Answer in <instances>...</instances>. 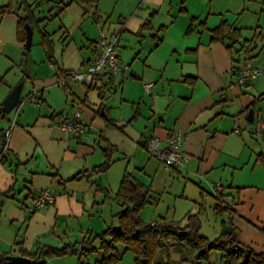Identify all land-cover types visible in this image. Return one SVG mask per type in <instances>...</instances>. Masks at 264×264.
Listing matches in <instances>:
<instances>
[{
  "label": "crops",
  "instance_id": "0c3cea01",
  "mask_svg": "<svg viewBox=\"0 0 264 264\" xmlns=\"http://www.w3.org/2000/svg\"><path fill=\"white\" fill-rule=\"evenodd\" d=\"M45 1L50 0L2 2L0 8L6 7V12L0 13V54L8 57L10 47H13V50L24 49L23 56H30L32 47L26 50V42L18 39V26L20 18L26 15V5L34 9L36 22L32 28L34 34L38 31L41 46L39 30L48 33L41 24L52 17L66 14L72 19L75 29L90 16L99 30L95 38L86 32L87 42L81 48L71 40L72 32L63 24L58 36L48 33L53 43L52 55L49 56L42 47L46 60L51 64L53 77L45 79L39 88L35 87L27 98L37 99L40 107H36L41 112L36 113L34 107V111L27 109L23 112L24 106H21L26 100L23 101L22 85L20 102L13 109L16 114L19 109L18 114L14 118L9 117L13 111L7 113L4 103L15 89L8 84L9 87L0 93V254L20 256L22 252L33 253L40 248L65 249V255L50 257L46 263L81 264V252L85 249L92 251V254L88 253L87 262L96 264L102 258L99 236L110 228L119 229V214L133 206L118 196L126 174L147 190L139 213L146 224L180 222L185 225L188 215H196L202 229V217L210 211L215 219H222L220 229L215 232L218 239L225 236H219L222 228L235 227V220L240 218L255 228L252 231L256 232L258 242L236 235V227L232 235L225 237L235 239L258 254L264 253V232L253 224L255 219L261 222L263 214L255 208L249 214L240 212L229 203L237 196L240 199L245 189L258 188L255 183L246 184L248 178L259 181L263 175L259 168L264 170V144L254 139L253 131L248 129L251 124L248 122L249 107L253 101L241 110L235 107L236 116H232L225 103L228 101V84L236 73H232L231 78L228 71L221 73L227 63H220L221 70L218 71L215 56L212 72L201 73L199 60H196L197 70L193 68L201 44L187 48L194 62L184 59L183 54L169 56L160 52L169 27L165 24L157 26L163 23L158 20L159 9L167 4L172 7L175 0H120L124 2L123 8L118 7L115 1L112 12L105 9L109 0H100L91 8L73 0L59 12V16L40 19L37 11ZM186 1L182 0V3ZM255 1L264 11V0ZM243 11L245 8L239 15ZM181 12L187 13L188 10L183 7ZM223 23L240 32L244 27L225 19L209 30L211 44L224 45L232 59L226 48L232 44L230 38L234 40L232 31L224 42L213 41V30ZM200 24L207 29V22ZM194 27L192 22L187 34ZM246 29L253 30L252 26ZM259 29L258 25L254 30ZM102 31L120 35L119 59L129 70L126 75L117 76L103 70L92 86H74V82H70L62 88L69 94L72 108L70 111L63 109L61 113L80 110L86 127L85 134L75 137L62 131L53 121V116L61 113L54 109L59 108V97H54L52 84L54 80L64 78L66 73L87 69L93 64L100 52L98 39ZM241 36L240 43L233 44L235 51L241 50L245 41H250V49L253 50L250 56L254 57L253 63L250 62L254 67H263L264 45L260 49V43L264 41V33L260 32L259 39L257 35L252 39L245 38L243 32ZM179 46L177 44L176 49L180 50ZM188 61L191 64L187 65ZM204 68L208 69V66ZM248 83L252 86V82ZM148 84L153 85L149 92L145 88ZM91 92L97 93V99H91ZM255 115L254 112V122ZM9 131L8 150L1 157ZM175 131L185 137L182 150L189 160L186 170L165 167L147 148L152 139H159L164 145ZM107 159V169L101 170ZM217 184L221 185L218 193L230 210H216L219 200L214 188ZM45 189L53 191L55 203L29 213L36 196ZM235 192L237 196H234ZM258 204L264 210L263 198L260 197L252 206ZM120 250L124 252V248ZM187 253L191 255L188 250L176 254L182 255L181 260L187 264H196L195 257L191 259ZM215 258L214 264H220V255ZM118 264H136V256L132 252H124Z\"/></svg>",
  "mask_w": 264,
  "mask_h": 264
},
{
  "label": "rangeland",
  "instance_id": "374dc122",
  "mask_svg": "<svg viewBox=\"0 0 264 264\" xmlns=\"http://www.w3.org/2000/svg\"><path fill=\"white\" fill-rule=\"evenodd\" d=\"M4 1L6 3L8 2V0H0V6ZM115 1H117L118 7L123 8L124 2L121 3L120 0H109V3L107 4L105 9L112 12ZM61 2L62 0L45 1L44 4L38 8L39 10L37 9L38 18L47 19L50 16L58 15V8H60ZM229 2L230 3H228V0H187L185 3H182V0H175L172 7L167 4L165 8L159 9L160 14L158 20H162L163 23H159L157 24V26L165 24L169 27L165 39V44L161 47L160 52L165 53L169 56H178V54H183V56H185L184 59L186 58L190 61L193 60L192 62H194V59H192V55L187 53V48H192V46L194 45L198 46V44H201L198 56H196L198 58L195 57V64L192 65V67H195L197 70L196 60H199L200 72L210 73V71L212 72V59L215 56V60L217 61L218 66L216 67L217 70H221V67L219 65H224V63H227L221 73H225L228 71L231 78L232 73H236L237 68H241L243 63L246 61L247 55L243 51H235L231 59L224 45L211 44V32L209 30L217 27L223 20L226 19L230 23H236V26L238 27H244V29L241 31V33L243 32V37L252 39L253 37H255V35H257V39H259L258 36L260 32L264 33V11L261 10V6H258V3L255 0H252V2L250 0H229ZM183 7L188 10L187 13L181 12ZM244 8L245 11H243L239 15V12ZM247 8L248 10L246 11ZM166 12L167 14H165ZM110 16L112 15L110 14ZM193 18L198 19L192 21ZM70 20L72 19L64 14L58 18H55L54 20L48 19L44 21L41 26L48 33H56V36H58L61 25H65V27L67 29H70V31L72 32L71 40L75 42L78 48H81L84 43L86 44L87 40L84 36L86 32L89 33V36L91 38L96 37L95 34L99 30V26L93 23L90 16H87L84 19L83 24L75 29H73V21ZM258 21L259 23L257 24ZM192 22L195 24V29L190 34H187V31L190 25H192ZM201 22H207V29H205V27L200 24ZM112 24L113 23L111 21V25ZM258 25L260 26V29L258 31H255V27H257ZM248 26H252L253 30L246 29V27ZM107 28H109V25L107 26ZM40 41V35L38 31H35V34L33 36V46L30 52V56L28 57L23 56L24 49L20 48L19 50H13V47H10L8 57H6L4 54H0V93L4 92V90L9 87L8 84L12 86L13 90L23 85V101L26 100L21 106H24L23 112L27 109L33 110L32 107L36 109V113H38L39 111L41 112L39 108L40 106L34 104L31 99L27 100V98L31 93L34 92L35 87L39 88L38 86L43 84V81L45 79L47 80L48 77H53L51 64L46 60V54L43 47L40 45ZM177 44L180 45V50L176 49L175 46ZM227 44H229V42H227ZM260 44L261 49L264 45V41ZM239 46L240 45H238L237 48ZM222 58H225V60ZM190 61H188L187 65L191 64ZM251 61L253 63L254 59ZM256 62L257 64H259V61L256 60ZM204 66H208V69H205ZM236 81L237 75H235L228 84V101L227 103H225V105L227 104L226 107L229 106L228 108L231 109V112L233 114L232 116L234 117L236 116L235 107L238 106L241 110L242 107L247 106L255 99L261 98V100L257 101V104L254 108L256 120L254 123L248 125L249 132L253 131L254 133L257 124L259 123V121H261L262 118H264V75L257 80H251L250 82H252V86L248 87H246L245 85L239 86L236 84ZM77 84L79 83H74V86H77ZM52 85L54 97H59L57 99L59 108L54 109L57 110V113H61V110L63 109L65 111H70V109L72 108V102L69 94L67 95V93L64 92L62 88L56 85V80H54ZM56 91L60 92L57 93ZM90 97L93 100L97 99V93L91 92ZM36 106L39 107L37 108ZM44 110L46 111L48 109L45 108ZM43 113L44 111H42V114ZM15 114L16 111H13L8 114V116L14 118ZM252 135L254 139L260 140L264 144V140L262 138H259L256 134ZM259 169H261V171L263 172V175L260 177L259 181H253V179L248 178V181L246 182V184L255 183L258 186L259 190L258 188H247L242 194H240V199L237 198V192H235L234 196H237L236 200L233 201L232 199H230L229 203L233 205V208H239L240 212L249 214L250 211H253V209L255 208L257 212L259 211V214H263L261 222L255 219V221H253V224H255L256 228L264 230V210H262V205L258 204L255 207L252 206V203L260 200V197L264 199V170L262 168ZM225 220L229 221V219ZM221 221L222 219H215L212 212L210 211L204 214L202 217L203 227L201 229V234L207 237L210 242H214L215 240H217L216 238L218 237V235L216 234L218 233L215 232H218V229H220ZM234 224L237 228L236 235L242 236V238L247 241L252 240L254 242H258L257 236L255 235L256 232H253L255 230L253 226L250 227V225L246 221L240 220V218L235 220ZM232 227L233 229H235L234 226ZM223 229L224 228L220 230L219 236L221 234L223 235ZM252 229L254 230L252 231ZM186 255L192 256L188 253ZM217 256L219 257V254L216 252H212L209 255L210 262L212 264L216 262L215 257ZM193 257L194 256H192L191 259ZM181 258L182 255H178L175 252H172L170 257L167 259V262L169 264H187L186 262L182 261ZM190 263L193 264L192 262Z\"/></svg>",
  "mask_w": 264,
  "mask_h": 264
},
{
  "label": "trees",
  "instance_id": "16d2710c",
  "mask_svg": "<svg viewBox=\"0 0 264 264\" xmlns=\"http://www.w3.org/2000/svg\"><path fill=\"white\" fill-rule=\"evenodd\" d=\"M71 1L73 0H69L68 2L62 0V7L59 9V12L64 11ZM75 1L85 8L97 6L100 2V0ZM5 12L6 7L0 8V13ZM59 15L60 13L56 16ZM34 22H36L34 9L32 6L26 5V15L20 18L18 26V39L20 42H26V25L30 24L33 27ZM39 31L42 36V46L46 49L48 55L51 56L53 52L51 36L42 29ZM231 31L234 34V40L230 38L232 44L226 46V48L232 56L235 52L234 42L240 43L242 38L240 31L231 30L227 23H223L220 27L213 30V41L224 42L231 35ZM250 48V41H245L241 46V50H237L236 52L243 51L249 57L253 52ZM253 58L250 56L249 60H253ZM240 70L241 68H238L236 75L240 73ZM70 73H64V78H67ZM259 99L261 100V98ZM256 103L254 101L249 109L255 107ZM108 164L109 159L101 167V170L107 169ZM146 194L147 190L136 182L130 174L125 175L118 196L125 201H130L133 206H128L119 214V229L110 228L99 236L102 258L96 264H118L123 259L124 252H132L136 256V264H169L167 259L172 252L182 254L185 250L190 251L191 255L195 257L196 264H212L209 258L212 252L220 255V264H264V253L258 254L250 247L237 242L231 237L224 236L214 242H210L206 237L201 235V221L196 215H188L185 225H182L180 222L163 223L153 226L146 224L142 221L139 214ZM217 198L219 200L216 207L217 211L230 210L220 196V193L217 194ZM121 247L124 248V252H121ZM66 252L65 249L45 250L40 248L33 253L22 252L20 256L3 253L0 254V264H47L46 259L53 256L65 255ZM88 253L92 254V251L82 250L81 264H89L87 262Z\"/></svg>",
  "mask_w": 264,
  "mask_h": 264
},
{
  "label": "built area",
  "instance_id": "2783aa9c",
  "mask_svg": "<svg viewBox=\"0 0 264 264\" xmlns=\"http://www.w3.org/2000/svg\"><path fill=\"white\" fill-rule=\"evenodd\" d=\"M100 52L96 60L87 69H79L72 71L67 78H60L56 81V85L60 88H66L70 82L79 84L93 85L96 82L99 74L103 70L109 71L112 76L119 74L126 75L129 67L122 63L119 59L120 35L116 33H108L102 31L98 39ZM250 57V55H249ZM247 56L246 61L241 66L240 73L237 76L236 84L239 86L245 85L246 81L257 80L264 75L263 67H254ZM152 84L145 86L147 92L152 88ZM34 104H39L37 99H31ZM19 109L17 110L18 114ZM16 114V116H17ZM53 121L65 133L72 136H82L86 133V127L82 123V113L80 110H75L73 113H61L53 116ZM15 126V123L13 124ZM259 138L264 140V118L257 124L254 131ZM11 131L5 136V144L1 153L4 157L8 150ZM184 135L175 131L170 134L164 145L159 139H152L148 142V150L158 159L165 167L170 169L186 170L188 166V158L184 155L182 145ZM215 191L221 189V185L215 186ZM56 196L50 189L41 191L35 198L33 204L29 207V213L38 212L48 205L55 203Z\"/></svg>",
  "mask_w": 264,
  "mask_h": 264
},
{
  "label": "water",
  "instance_id": "95a60500",
  "mask_svg": "<svg viewBox=\"0 0 264 264\" xmlns=\"http://www.w3.org/2000/svg\"><path fill=\"white\" fill-rule=\"evenodd\" d=\"M26 31H27V35H26L25 48H26V50H30L32 47V42H33L34 29L32 28V26L30 24H27L26 25ZM248 82H249V80H247L245 83L246 87L250 86ZM20 99H21V88L19 87L13 91V93L10 95V97L4 103V108H5L6 112L10 113L11 111H13V109H15L17 107V105L19 104ZM258 100H260V99L258 98V99H255L254 101L257 102ZM254 108L255 107H252L249 109L248 122H250V123L254 122ZM233 232H234V229L232 226H225L223 229V235H225V236L232 235Z\"/></svg>",
  "mask_w": 264,
  "mask_h": 264
}]
</instances>
